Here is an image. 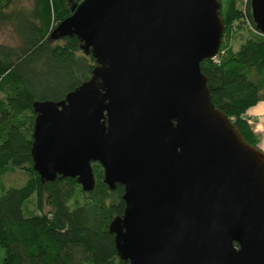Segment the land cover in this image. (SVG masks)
<instances>
[{
  "label": "water",
  "instance_id": "obj_1",
  "mask_svg": "<svg viewBox=\"0 0 264 264\" xmlns=\"http://www.w3.org/2000/svg\"><path fill=\"white\" fill-rule=\"evenodd\" d=\"M73 1V0H70ZM52 32L97 66L60 102L34 104L42 182L96 187L125 208L109 232L127 264H264V153L210 97L200 63L219 52L218 0H83ZM264 33V0H250Z\"/></svg>",
  "mask_w": 264,
  "mask_h": 264
},
{
  "label": "trees",
  "instance_id": "obj_2",
  "mask_svg": "<svg viewBox=\"0 0 264 264\" xmlns=\"http://www.w3.org/2000/svg\"><path fill=\"white\" fill-rule=\"evenodd\" d=\"M224 32L215 58L200 63L211 102L247 143L259 147L248 121L264 101V33L256 30L250 0H218ZM83 0H32L15 8L0 0V22L17 45L0 44V249L2 264H127L120 260L109 226L124 212V188L110 190L95 164L96 187L85 192L76 179L42 182L32 158L36 102H60L88 82L97 66L77 37L53 41L52 32ZM237 50L230 30L246 29ZM258 33H255L254 31ZM21 179L11 180V176Z\"/></svg>",
  "mask_w": 264,
  "mask_h": 264
},
{
  "label": "rangeland",
  "instance_id": "obj_3",
  "mask_svg": "<svg viewBox=\"0 0 264 264\" xmlns=\"http://www.w3.org/2000/svg\"><path fill=\"white\" fill-rule=\"evenodd\" d=\"M15 8H29L32 5V0H14L13 4ZM246 29L232 28L229 32L230 37L224 39L223 42H230L233 50H237L240 44L249 37V31L247 25L244 26ZM18 38L13 31L11 26L4 25L0 22V44L5 45H17ZM248 121L254 129L255 134L259 139V148L264 153V101L259 102L256 106L250 108L247 112ZM95 165V164H94ZM95 168V166H93ZM95 172V171H94ZM21 179V175L11 176V180L15 181ZM5 252L0 249V264L3 263Z\"/></svg>",
  "mask_w": 264,
  "mask_h": 264
},
{
  "label": "built area",
  "instance_id": "obj_4",
  "mask_svg": "<svg viewBox=\"0 0 264 264\" xmlns=\"http://www.w3.org/2000/svg\"><path fill=\"white\" fill-rule=\"evenodd\" d=\"M254 32H255V33H258L259 31L257 32V31L255 30Z\"/></svg>",
  "mask_w": 264,
  "mask_h": 264
}]
</instances>
